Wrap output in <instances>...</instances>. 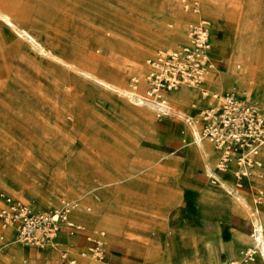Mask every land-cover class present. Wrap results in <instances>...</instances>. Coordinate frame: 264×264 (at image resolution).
I'll list each match as a JSON object with an SVG mask.
<instances>
[{"label": "rangeland", "instance_id": "374dc122", "mask_svg": "<svg viewBox=\"0 0 264 264\" xmlns=\"http://www.w3.org/2000/svg\"><path fill=\"white\" fill-rule=\"evenodd\" d=\"M212 1L221 3V9L226 13L225 18L209 16L204 12L201 0H0V10L22 25L32 23L34 29L43 32L49 30L46 32L45 43H48L47 36L50 35L49 40L53 46L60 49H56L57 55L64 57L58 60L47 56L40 45L42 42H34V54L25 50L32 59L34 69L23 63L14 71L5 63V54L12 42L10 39L7 41L8 38L4 36L1 39L0 167L6 165L3 174L7 176L1 184L19 196L7 194L1 189L0 193L29 205L24 199L35 202L40 197L39 194H32V188L44 194L57 195L63 185H68L72 194V188L85 175L104 186L105 191L116 200L111 205L122 215L127 217L131 214L137 220L144 219L143 223L139 222L133 227L128 219L117 220L114 222L117 234L109 235L90 226L84 227L80 220L70 219V212L76 210V206L75 209L71 207L68 217L78 229L62 230L56 239L57 246L36 248L23 245L15 241L13 234L9 238L8 228L3 229L0 224V229L6 234L5 237L0 231L1 246H16L28 250V253L24 252L34 260L47 253L55 256L43 259L39 264H84L88 257L109 264L112 262L105 256V246L112 241L109 239L112 237L115 242L124 246L121 262L114 264H144V257L151 250H166L164 239L160 237L164 229L163 236H169L174 246L169 248V251L173 250L171 264H180L187 256L202 254L212 257L213 264H222L226 259L240 257L242 250L248 247L247 243H240L232 253L226 250V246L237 235L246 238L251 235V215L250 218L242 216L248 231V235H245L229 229L218 217L196 223V215L221 214L204 209L200 200H179L170 208L162 204L161 210L153 214L145 211L144 200H135L132 209L128 207L127 200H117L124 198L127 188V180L122 181V176H132L136 189L138 179L144 175L143 171L147 166L159 167L163 164L162 161L154 162L158 156L140 152L147 142L152 148H157V144L149 141L147 136L153 131L156 120L162 116L155 113L150 104H139L127 97L115 96L106 87H102V93L112 100L116 109H111L106 103L99 104L95 99L96 86L84 72L87 69L102 76L110 75L112 59H119L120 62L126 60L128 63L136 59L137 50H143L139 65L145 79L146 60L150 56L160 49L187 42L184 35L190 21L184 22V27L179 29L178 34L173 29L179 26L176 18L181 15L177 13H188L197 16V20H206L212 33L219 30L221 37L218 41L214 36L212 42V45H218L211 48L217 65L208 76L209 93L214 90L246 91L252 102L264 108V98L254 99L255 82L247 81L251 73H256L264 80V0ZM0 24L3 33L6 27L1 20ZM54 29L57 31L54 32ZM248 60H251V67L245 66ZM243 69L245 75L229 73ZM118 72L117 84L128 85L136 80V86L139 85L141 77L138 73L130 72L125 65L120 66ZM197 95L195 92L193 97L197 98ZM197 104L196 100L184 102V107L177 110L180 111L178 113L182 120H177V113L175 118L184 129L187 126L184 117L188 115L192 105ZM197 131L199 132V126ZM195 150L194 147L193 154L190 156L189 152L186 158L189 168L190 157L198 159V152ZM258 162L248 173L249 185L243 184L244 179L237 181L230 176L224 179L247 197L250 209L260 211L264 217V200L260 204L255 201L258 195L264 196V161L259 156ZM108 178L111 179L109 183L106 182ZM214 180L217 181L216 178ZM208 182L209 186L216 185L212 179ZM238 183H242V186L236 185ZM61 197L58 196L62 200L60 205L39 210L61 208L69 202V199ZM187 203L195 211L193 217L174 222L176 215ZM69 204L77 205L79 201L74 200ZM183 214L192 215L189 210ZM181 232L189 240L193 237L196 248L202 245V240L196 234L203 236V246L199 252L186 251L179 237ZM96 241L100 244H96ZM100 250H104L102 257L99 256ZM169 253L166 252L163 260L167 259ZM73 260L74 263L71 262ZM19 261L17 258L4 256L1 257L0 264H21ZM24 262L28 264V260ZM252 263L262 264V261L257 256L256 261L247 264Z\"/></svg>", "mask_w": 264, "mask_h": 264}, {"label": "crops", "instance_id": "0c3cea01", "mask_svg": "<svg viewBox=\"0 0 264 264\" xmlns=\"http://www.w3.org/2000/svg\"><path fill=\"white\" fill-rule=\"evenodd\" d=\"M35 9H36V5H35L34 10ZM182 19L184 18L177 17L176 18L177 23H178V20L180 21ZM200 19H203V18H200ZM178 25L180 26L179 23ZM179 26H175V28L173 29L174 33H177L178 31L181 30L182 27L179 28ZM24 28L27 30L28 33L31 34L33 38L35 37V39H37L40 43L42 42V44L45 43V37L49 30H47L46 31L47 33H46L41 30L34 29V24L32 23L27 24V26H25ZM53 31L55 32L57 30H53ZM218 32L219 30H217L213 34L210 28L211 48L218 47L217 43H214L212 45L214 36H216L218 41L221 40V37L219 36ZM1 34H2V29H1V24H0V43L3 42L1 41ZM5 34L8 36L7 38H10L9 36L13 35V31L11 32L10 30H6ZM11 42L12 44H16L15 46L18 47L17 48L18 51L14 50L12 54H9V53L5 54L6 55L5 59L11 62L8 65V68L14 71H17V67L25 63L26 67H30L31 69L32 68L34 69V64L31 62L32 59L28 57V55L26 54L27 52L25 53V50H27V51L32 52V54H34V41L31 42L30 40L29 41L24 40L20 42L15 41L16 43H13L14 39L11 38ZM160 50H164V49H160ZM210 56L216 66L217 64H216L215 59L213 58V53L211 49H210ZM123 61L124 62H122V65H125L130 72L138 73L136 69H131L130 65L127 62H125L126 60H123ZM84 72H85V75L89 79L93 80V83L96 86L95 99L99 104L102 105L106 103L109 105L111 109H116L114 104L112 103V100L105 97V95L102 93V87H106L108 90L114 93L115 96L126 98V96L120 93V91L117 89V86L119 85L117 84V79L119 78V72H118L117 67H115L114 69L112 68L110 75L107 74V76L99 75L96 71H93V70L86 69ZM146 72H147V69H146ZM208 76L204 82V87L207 90H209V87L207 85ZM258 79L259 77L256 75V73L254 74L251 73L247 81L255 82ZM130 86H131L130 84L128 85L126 84L125 88L127 90H130L131 88ZM136 88L137 89L139 88V90L143 94V92L146 89V83L144 82V90L142 89L141 82H139V85L136 86ZM188 91L189 93L181 95L177 101H174L172 104L169 103L171 109H173V111L170 110V112L174 116H171V115L162 116L161 118L157 119L154 124L153 131L150 133V135L147 136V139L149 141L157 144V148H152L149 145V142H147V144L144 145V147L140 151L141 153L145 155L158 156V158L154 159V157H152V159H154V162L162 161L163 164L160 165L159 167L147 166V168H145L143 171L144 175L138 179V183H137L138 185L136 189L133 184L132 176L130 175L122 176V181L127 180V188L124 192L125 193L124 198L123 199L119 198L117 200H127L128 207L131 209L134 206L135 200H144L143 207L145 211L150 212L152 214L155 213L156 211L161 210L160 206L162 204H165L168 208H170L171 206L175 205L179 200H200L202 202H210L209 200H222V206L224 209L223 213H221L219 216H214L210 214L196 215V223L206 222L209 219H212V218L217 219L218 217L219 220L227 224V227L229 229L237 230L245 235H248L247 226L243 223L242 216L250 218L249 209L243 203L239 202V200H244L246 202V200L248 199L247 197L242 195L239 191H237L235 187L230 186V184L224 179L227 176L233 177L231 172L223 173V172L217 171L216 167L212 168L211 166L212 162L215 160V157L213 154V151L215 150V148L213 147V145H211L212 150L211 149H210L211 151L209 150L210 153H208L205 150L203 145H202L201 151L195 150L196 152H198V159L194 160L193 157L192 158L190 157V168L187 167L186 165V158L188 157L189 152H190V156L194 152V144H193L194 140L192 137L193 128H190L188 125L187 126L185 125V129H184V127H182L180 123L177 122V120H182L179 114L180 111H177V110H180L184 107L183 106L184 102H188L192 100H196V102L198 103L196 105L197 107H201L203 105L213 103L212 99H210L209 101L204 100V98L201 97L200 92L195 88L193 89L190 88V90ZM195 92L198 93L197 98L193 97V94ZM225 92H231V91H224V92H217L216 90L211 91V93H218V94H223ZM173 93L174 92L169 94L168 97L171 96ZM235 93L249 100V96L246 93V91L245 92L238 91ZM176 113L179 116H176ZM194 113L195 111L193 110V105H192V108L189 109L188 115L189 114L192 115ZM186 131H190V132L186 133ZM5 167H6L5 164L0 167V189L3 190L7 194L19 196L13 191L6 188L3 184H1V182H4V180L7 179V176L3 174L5 173L4 171ZM214 169L219 175H217ZM155 173H160L161 175L156 176ZM211 177H214L217 179V181L214 180L216 184L214 186L212 185L209 186L208 181L212 179ZM110 180L111 179L108 178L106 179V182L109 183ZM243 184L249 185L250 180L245 178L243 180ZM241 186H242V183H240V187ZM68 188H69L68 185H63V187H61L58 190L57 195L44 194V193H41L39 190L37 189L34 190V188H32L31 190L32 194L36 193L40 195L39 200L32 202L27 199H24V198L23 199L34 210L43 209L51 205H60V202L62 200H59L58 196H62L61 197L62 199H69L68 203H72L74 202V200H81L82 201L80 204L81 214L80 216L73 215V217L75 219L79 218L80 223H83L84 227L90 226L94 229H99L104 233H108L109 235L117 234V229L114 223L117 220L128 219L130 221L131 227L138 225L139 222L143 223L142 221L144 220L143 218H140L139 220H137L131 214H129L127 217L124 214L122 215V213L119 212V210L116 207L111 205L113 201L116 203V200H113L115 198H113L110 195V193L105 191L104 186L102 184H100L98 181L93 180L90 177H87L84 175L80 179V183L76 184L75 187L72 188L74 190L72 194L70 193V190ZM228 190L235 192L237 195V198L234 196H231V194L227 192ZM190 195L194 198L190 197ZM190 207H191V204L187 203L185 207L182 210H180L181 212H179L176 215L174 222L183 221L184 218L187 220H190L191 217H193V213L195 212ZM187 210H189L192 213L191 216L183 214L184 211H187ZM127 213H130V211ZM251 223H252V220H251ZM8 230H9L8 236L9 238H12L13 230L12 229H8ZM0 231L6 237V234L2 228L0 229ZM164 231H165L164 229L161 231L160 237L164 239L166 250L164 252H158L156 250H151V252L154 253L158 257L166 256V252H170L169 248L174 247L173 242L171 241L172 239H170L169 236H163ZM196 235H197L196 237L202 240V245L199 248L195 247L194 242H193L194 240L193 237H190V240H189V237L186 236L185 234H179V237L180 239H182V243L184 247L186 248L187 252L189 250L190 252H199L200 249L202 248L203 236L199 234H196ZM109 239L112 241L107 242L105 246V256L108 258L109 261L112 262L109 264H114L115 262H121L124 256L123 254L124 246L118 242H115L114 238L112 237H110ZM228 244L230 245V242ZM24 251L28 253V250L24 249ZM132 255L134 257L137 256L135 254H132ZM1 257L3 256L0 255V259ZM54 257H51V258H54ZM167 257H168V254H167ZM51 258H45V259L47 260ZM229 260H232V258L226 259L224 262H222V264H225V262ZM180 264H195V260L194 258H190V256L189 257L187 256V258L183 260Z\"/></svg>", "mask_w": 264, "mask_h": 264}, {"label": "built area", "instance_id": "2783aa9c", "mask_svg": "<svg viewBox=\"0 0 264 264\" xmlns=\"http://www.w3.org/2000/svg\"><path fill=\"white\" fill-rule=\"evenodd\" d=\"M185 33L186 43L158 50L146 60V89L140 96L141 100L156 102L159 113L168 116L171 113L168 95L184 86L195 88L201 97L212 99L213 103L201 107L193 105L195 113L186 115L184 121L190 128L198 125L201 134L219 153L217 171L231 172L237 181L248 179L247 170L257 164L256 157L264 145V108H258L235 92L209 93L204 82L215 64L210 56L208 22L204 19L189 22ZM132 83L137 82L133 80ZM192 137L195 140L193 134ZM232 163L237 167L230 168ZM0 200V223L10 226L15 241L23 245L43 248L62 230L78 229L68 217L72 207L69 203L61 208L38 211L3 193H0ZM263 200L261 194L255 199L258 204ZM255 231L252 224V234ZM96 244L100 242L96 241ZM103 253L104 250H100L99 256L102 257ZM256 259L254 250L246 247L239 258L225 264H247Z\"/></svg>", "mask_w": 264, "mask_h": 264}, {"label": "bare ground", "instance_id": "6f19581e", "mask_svg": "<svg viewBox=\"0 0 264 264\" xmlns=\"http://www.w3.org/2000/svg\"><path fill=\"white\" fill-rule=\"evenodd\" d=\"M201 5H202V8H203L204 12L207 13L209 16L213 17V18H217L218 16H221V17L225 18V16H226L225 15L226 13H224V10L221 9V7H222L221 3H219V2L212 1V0H201ZM177 14H180L181 17L184 18V19H182V20H180L178 22V23H180V25H182V28L184 27V22L185 21L193 22V21L197 20V16H193V15H190L188 13H177ZM0 20L4 23V25L6 27V30H10L11 32L13 31V35L9 36L10 38H8L7 41H10L11 38H13L14 39V42L13 43H16L15 41L20 42V41H24V40H28V41L30 40L31 42L34 41L35 43L40 44L38 42V40L35 39V37L33 38L31 36V34L27 32V30L24 28L25 27L24 25H22L21 23H19L15 19H13L10 15L3 13L1 10H0ZM35 22H37V21L35 20ZM4 32L1 34V39H4L3 36L4 37H8ZM34 36H35V34H34ZM184 36L186 37V33H185ZM47 37L50 38V35H48ZM49 38H47L48 43L40 44L42 46V49L44 50L45 55L51 56V57L56 58L58 60L63 59L64 57H60L56 53V49H58V50H60V49L54 47L53 44H52V42L49 40ZM15 45L16 44H12L11 45L10 49L8 50V53H11L12 54V52L14 50L18 51L17 50L18 47H16ZM142 52H143V50H137L136 51V59L135 60H132V61H130L128 63L130 65L131 69H136V71L138 72V75L141 77L140 78V82H141L142 89H144L145 79H143V77H142L143 74H142V70L140 71V65H139L140 64L139 57L141 56ZM5 63L8 66L11 62L8 61V60H6ZM112 64H113V66H112L113 69L115 67L119 68L120 66H122V62H120L119 59H112ZM250 64H251V60H248L247 62H245V66L246 67H249ZM244 70L245 69L239 70V71L234 70V71H230L229 73L245 75ZM226 75H230V74H226ZM130 85H131L130 87H132L133 90H127L125 88L126 84H124L123 86L122 85H118L117 86V89L120 91V93H122L128 99H130V100H132L134 102H138L139 104H150L151 107L154 108L155 112L158 115L162 116L159 113V111H158L159 107H158V104L156 102H154L152 100H148V99L147 100H141V97L140 96L142 95V93L139 90V88L136 91H134L136 89V84L131 83ZM190 88L191 87L184 86L180 91L175 92L171 96L167 97L169 103L172 104L174 101H177L181 95H184L186 93H189L188 90H190ZM253 88H254V97H255L254 99H256V100L263 99L264 98V80H262V78H259L257 81H255ZM202 98H204V97H202ZM204 100H208L209 101L210 98H204ZM249 101L251 103H253L255 106H257L258 108H262V106L256 105L254 103V101L252 102L250 100V98H249ZM171 114L172 113H170V115ZM191 128H193L192 134L195 136V140L193 141L194 144H195V146H194L195 149L201 151L202 150V145H203V147L205 148V150L208 153H210L209 150L210 149L212 150V146H211L212 143L210 141H207L208 139L205 140L206 138L201 134L200 127H199V132L197 131L198 130V125H193ZM199 135L201 137L205 138V139H202ZM263 146H262V148H261L258 156L264 161V147ZM213 154H214L215 160L212 162V165L211 166H212V168H215L216 165H217V163H218L219 153L216 150H214L213 151ZM258 156L256 157V163H257L256 165H258V163H259L258 162ZM207 166H208V164H207ZM236 167L237 166L234 163H232L231 166H230V168H232V169L233 168H236ZM252 168H250V169L247 170L248 179H249V174L248 173H249V171ZM215 172H216V170H215ZM211 178L213 180V183L215 184L214 177H211ZM227 192L229 194H231V196H234V197L237 198V195H236L235 192L230 191V190H228ZM239 199H240V197H239ZM78 201H79V204L72 205V207H73L72 209H75L76 206H78V207L74 211H71L70 210L71 211L70 212V219L71 218L75 219L73 217V215L80 216V214H81L80 204H81L82 201L81 200H78ZM209 201L210 202H202V206H203L204 209L216 211L218 213H223L224 209H223V206H222V200H209ZM239 202H241L245 206H247L246 205L247 203L244 200H239ZM247 208L249 209V214L251 215L252 224L254 225L256 231L253 234L251 232V235L248 238H246L244 236H241V235H237L236 238L232 239L233 241L230 242V245L228 244L226 246V250L228 252L232 253V252H234L235 248L240 243H247L248 244V247L249 248H252L254 250L256 256H258L261 259L262 264H264V220H262V218H264V217L261 216L260 211H253L248 206H247ZM38 211H40V210H38ZM76 219L79 220V218H76ZM1 226L3 227V229H6V228L12 229L10 226H5V225H2V224H1ZM180 234H182V232ZM192 234L194 236V233H192ZM70 235H72V234H70ZM57 238H58V236L52 242H50L49 244L45 245L44 248H46L47 246H52V245L57 246L58 245V242L56 240ZM84 254H83V256H84ZM0 255H2L3 257L4 256L5 257H8L10 259L11 258H17L18 261L20 260L19 262L21 264H26L24 261H27V260H28V264H39L40 262H42L43 259L53 257V255L51 253L50 254L47 253L44 256L37 257L34 260V259L28 258L27 254L24 252V250H22L19 247H16V246H10V247L5 246V247H3L1 245H0ZM172 255H173V252L170 251L167 259L166 260H163L162 257H158L154 253L149 252L144 257V264H171L172 263V258H173ZM190 258H194V260H195V262L197 264H213L214 263V259L212 257L208 256L207 254H202L201 256L193 255V256H190ZM84 264H104V263H100V262H98V261H96V260L88 257V258H86L84 260Z\"/></svg>", "mask_w": 264, "mask_h": 264}]
</instances>
